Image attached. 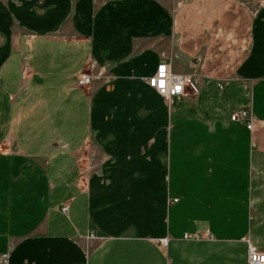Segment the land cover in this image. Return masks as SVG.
<instances>
[{
	"label": "crops",
	"instance_id": "crops-1",
	"mask_svg": "<svg viewBox=\"0 0 264 264\" xmlns=\"http://www.w3.org/2000/svg\"><path fill=\"white\" fill-rule=\"evenodd\" d=\"M162 61L197 93L164 101L146 83ZM249 248L264 0H0V264H247Z\"/></svg>",
	"mask_w": 264,
	"mask_h": 264
},
{
	"label": "built area",
	"instance_id": "built-area-1",
	"mask_svg": "<svg viewBox=\"0 0 264 264\" xmlns=\"http://www.w3.org/2000/svg\"><path fill=\"white\" fill-rule=\"evenodd\" d=\"M197 58V62H199ZM95 77L89 72H79L75 77V84L80 87H86L92 83ZM147 85L154 89L164 101L169 102L173 98H181L186 95H195L198 91L197 84L190 74H179L170 71L169 64L162 61L158 64L154 74L146 78ZM220 87V84H218ZM231 120H240L247 129L252 126V114L249 109H243L231 115ZM66 211V207L61 208ZM188 238V236H184ZM158 245L165 247L167 245V238L158 240ZM247 264H264V252H260L249 248L246 254Z\"/></svg>",
	"mask_w": 264,
	"mask_h": 264
},
{
	"label": "rangeland",
	"instance_id": "rangeland-1",
	"mask_svg": "<svg viewBox=\"0 0 264 264\" xmlns=\"http://www.w3.org/2000/svg\"><path fill=\"white\" fill-rule=\"evenodd\" d=\"M16 132V131H15ZM17 134V133H16Z\"/></svg>",
	"mask_w": 264,
	"mask_h": 264
}]
</instances>
